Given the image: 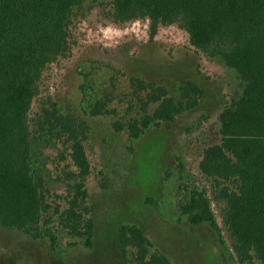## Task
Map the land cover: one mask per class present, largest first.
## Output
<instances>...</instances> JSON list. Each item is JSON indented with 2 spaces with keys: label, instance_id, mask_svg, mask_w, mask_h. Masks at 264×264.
<instances>
[{
  "label": "trees",
  "instance_id": "trees-1",
  "mask_svg": "<svg viewBox=\"0 0 264 264\" xmlns=\"http://www.w3.org/2000/svg\"><path fill=\"white\" fill-rule=\"evenodd\" d=\"M97 0H0V225L18 228L55 245L57 229L74 244H93L94 218L86 179L92 165L86 141L89 117L118 114L115 96L84 83L82 112L51 100L31 118L48 67L71 53V26L77 10ZM115 22L150 20L151 38L162 25L179 24L210 58L235 69L241 90L219 116L220 140L205 147L201 171L212 182L214 199L224 203L226 240L212 198L193 188L181 205L193 224L211 226L231 264H264V0H110ZM137 105L125 125L132 139L152 125L174 121L195 108L205 89L185 80L180 94L154 80L131 76ZM63 143L77 166L64 207L54 206L42 160L46 146ZM119 247L133 264H176L136 223L119 228Z\"/></svg>",
  "mask_w": 264,
  "mask_h": 264
},
{
  "label": "rangeland",
  "instance_id": "rangeland-1",
  "mask_svg": "<svg viewBox=\"0 0 264 264\" xmlns=\"http://www.w3.org/2000/svg\"><path fill=\"white\" fill-rule=\"evenodd\" d=\"M71 53L46 70L41 92L34 100L31 118L51 100L82 112L84 83L116 98L118 114L89 117L92 128L86 141L92 169L86 179L88 203L93 209L94 237L88 246L79 238L57 229L50 238H33L18 228L0 225V264H133L119 247L122 224H138L176 264H231L215 230L193 224L181 205L198 187L212 198V205L226 240L224 203L214 199L211 180L201 171L206 146L220 140L219 116L235 92L241 90L237 71L220 58H210L197 48L189 32L174 23L162 25L154 37L150 20L119 24L111 15L110 0L87 3L77 10L71 26ZM131 76L154 80L175 95L185 80L199 83L205 94L193 109L174 121L152 125L132 139L125 125L137 99ZM68 145L46 146L42 160L49 196L54 206L64 207L78 171Z\"/></svg>",
  "mask_w": 264,
  "mask_h": 264
}]
</instances>
